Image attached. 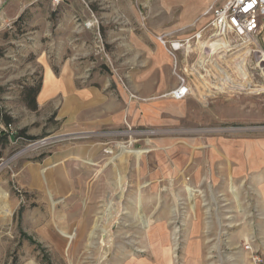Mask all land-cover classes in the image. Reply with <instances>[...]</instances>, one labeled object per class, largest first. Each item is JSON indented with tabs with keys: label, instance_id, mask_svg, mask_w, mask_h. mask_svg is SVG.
I'll list each match as a JSON object with an SVG mask.
<instances>
[{
	"label": "rangeland",
	"instance_id": "1",
	"mask_svg": "<svg viewBox=\"0 0 264 264\" xmlns=\"http://www.w3.org/2000/svg\"><path fill=\"white\" fill-rule=\"evenodd\" d=\"M175 1L184 18L208 2ZM154 7L144 18L135 0H34L0 29V264H256L255 255L264 264V82L257 74L253 90H233L244 80L221 45L180 52L195 99L155 127L79 128L65 96L36 110L24 100L46 67L85 87L103 75L118 99L114 79L141 94L155 32L178 23ZM93 13L96 31L85 25ZM246 63L252 72L254 56ZM121 145L145 151L116 157ZM230 177L241 190L224 200L215 184Z\"/></svg>",
	"mask_w": 264,
	"mask_h": 264
},
{
	"label": "crops",
	"instance_id": "2",
	"mask_svg": "<svg viewBox=\"0 0 264 264\" xmlns=\"http://www.w3.org/2000/svg\"><path fill=\"white\" fill-rule=\"evenodd\" d=\"M215 1V0H214ZM226 0H220L218 3L223 4ZM34 0H0V29L15 22L19 16L26 12L27 8ZM208 0L196 13L184 18L185 8L178 5L175 0H158L159 9L153 8V13L161 12L164 16H168L170 20L178 18V23L165 26L157 30L154 34V57L152 68L149 72L140 74L144 80L138 82V89H142V93H136L129 88H124L119 84V81L114 79L119 90H124V96L120 99L114 96L109 88V81L103 75L96 76L95 86L85 87L81 81L76 83L67 75L57 73L51 68L46 67L42 88L37 96V103H46L54 101L60 97H66L65 110L76 111V127L79 128H111L122 126L123 123H128L130 126L140 127H155L162 123H168L170 120L183 116L189 111L186 105L191 103L190 99H195L192 95L184 100H176L170 97H161L169 92L177 85V79L172 73L173 60L164 46L156 39V34L174 32L171 38H184L192 35L205 25L209 17H202L203 13L213 4ZM210 3V4H209ZM149 6V5H148ZM147 13V9H145ZM136 14L139 16L134 6L129 7V14L134 18ZM202 17V18H201ZM94 18L98 20V24L94 23ZM201 18L196 24L195 22ZM129 18L124 17L126 23ZM86 27L100 29V17L92 14L90 22L85 23ZM181 29V30H180ZM99 33V31H98ZM101 33V30H100ZM99 33V34H100ZM101 36V35H100ZM102 46V36L99 38ZM138 47H141L137 45ZM98 47V44H97ZM142 48V47H141ZM101 49V48H100ZM139 68V67H129ZM84 81V80H83ZM131 94H137L141 99H134ZM197 97V102H198ZM39 105V104H38ZM187 107V108H186ZM232 166H227V163L222 162L223 168L234 170L235 163L231 162ZM211 168V167H209ZM214 168V167H213ZM199 172H197L198 174ZM234 174V173H233ZM225 174L222 173V176ZM227 175V174H226ZM214 177V176H212ZM221 175H217L216 180H219ZM217 195L223 196L224 200L236 198V194L241 190L240 182L237 183L234 177H230L228 181L219 183L216 181ZM257 179L252 181V185L256 186ZM212 187V184L210 185ZM233 188V189H232ZM255 191V189H254ZM256 192V191H255ZM235 194V195H234Z\"/></svg>",
	"mask_w": 264,
	"mask_h": 264
},
{
	"label": "built area",
	"instance_id": "3",
	"mask_svg": "<svg viewBox=\"0 0 264 264\" xmlns=\"http://www.w3.org/2000/svg\"><path fill=\"white\" fill-rule=\"evenodd\" d=\"M63 1L64 0H51L54 5H61ZM151 1L152 0H135L136 6L141 16L144 18L146 13L145 9H147ZM218 1L219 0L213 3L203 13L202 17H209L208 22L192 35L184 38H171L174 32L155 35L156 39L172 57L173 74L177 79V85L161 97L184 100L191 95L194 86L190 82L188 73L183 69L184 67H182L178 56L181 51L190 50L194 42H196V45H198L199 42L203 44L200 46L198 45L200 49L205 48L208 43H210L211 48L221 45L223 52L226 53L223 55L236 56L241 53L243 49L245 50L242 52L245 53L250 50L248 56H254L255 65L253 68H250L252 72L248 71V77H245L244 73L237 68L244 82H240L243 87H237L236 90L245 91L255 88L252 80L257 77V74L264 82V46L261 45V38L263 37L264 39V0H226L223 4L218 3ZM201 18H199L195 24ZM94 23L98 24L96 18H94ZM10 25L11 24L8 26ZM196 67L205 68L204 64ZM247 69L249 70V68ZM203 76L202 74V77ZM213 89L216 90V88ZM131 97L144 100V98L138 97L135 94H131ZM7 126L11 128L12 124H8ZM246 249L251 250V245L247 244ZM253 258L256 264L262 263V258L260 256L255 255Z\"/></svg>",
	"mask_w": 264,
	"mask_h": 264
},
{
	"label": "bare ground",
	"instance_id": "4",
	"mask_svg": "<svg viewBox=\"0 0 264 264\" xmlns=\"http://www.w3.org/2000/svg\"><path fill=\"white\" fill-rule=\"evenodd\" d=\"M249 51L250 50H248V51H246V53L245 52H241V53H239L238 55H236L235 57H233V58H231V59H227V61L229 62V64L230 65H234V66H237L240 70H241V72H243L244 73V75H245V77H248V69H247V63H246V61H247V56H248V54H249ZM220 64H216V67H217V69H221L220 68ZM232 69V68H231ZM238 73H240V72H238ZM243 75V76H244ZM240 76V75H239ZM227 79H228V81H229V79H230V76H228L227 77ZM204 84V83H203ZM237 87H243L242 86V84L240 83V82H238V83H236V84H234L233 85V87H232V89L233 90H235ZM224 88V87H223ZM242 89H244V88H242ZM261 89V88H260ZM222 90L223 89H221V92H222ZM253 90V89H252ZM257 91H258V89H257ZM243 92V91H242ZM249 93H251V92H249ZM203 97V96H202ZM121 152L116 156V157H122L124 154H130V153H133V154H136V155H141L145 150H137V148H132V147H126V146H124V145H121ZM114 159L115 158H113L112 159V161H114ZM122 183V182H121ZM123 186H125V185H123ZM119 187H117V189H118ZM121 188V187H120ZM125 189V188H124ZM233 189V188H232ZM188 192L190 193V195L191 196H193L194 195V189L191 187V186H189L188 185ZM235 195V194H234ZM237 196V195H236ZM120 197H122V194L120 195ZM114 205H115V203H114ZM113 210H114V207H113V203L111 202V201H109L108 203H107V205H106V213L108 214V217H112L113 216ZM116 210V209H115ZM115 210H114V212H115ZM115 214H117V213H115ZM103 216V215H102ZM107 217V215H106V218H108ZM105 218V217H104ZM111 219V218H110ZM96 227H97V224H96ZM63 232V231H62ZM65 232V231H64ZM63 232V233H64ZM70 238H73V235H70L69 236Z\"/></svg>",
	"mask_w": 264,
	"mask_h": 264
},
{
	"label": "trees",
	"instance_id": "5",
	"mask_svg": "<svg viewBox=\"0 0 264 264\" xmlns=\"http://www.w3.org/2000/svg\"><path fill=\"white\" fill-rule=\"evenodd\" d=\"M24 14L25 13L19 16V18L14 22V24L21 22L22 19L24 18ZM1 56L2 54H0V57ZM41 88H42V81H38L37 84H32L30 86H27L25 87V90H24V94H23L24 100L28 104V106L34 110L38 108L37 96L39 92L41 91ZM8 124H11V122L8 121ZM4 139H6V137Z\"/></svg>",
	"mask_w": 264,
	"mask_h": 264
}]
</instances>
